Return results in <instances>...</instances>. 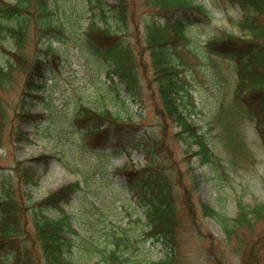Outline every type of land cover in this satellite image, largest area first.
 <instances>
[{"label":"trees","instance_id":"trees-1","mask_svg":"<svg viewBox=\"0 0 264 264\" xmlns=\"http://www.w3.org/2000/svg\"><path fill=\"white\" fill-rule=\"evenodd\" d=\"M231 1L241 11L236 21L240 32L221 29L200 40L189 30L197 23L194 20L204 23L205 17L208 21L210 10L198 0H0V52L5 57V63L0 64V89L10 85L17 69L25 72L14 114H9L11 104L0 96V140L11 120L10 136L27 139L19 125L23 120L40 121V114L31 110L48 89L49 65L54 59L63 60L73 42L85 47L93 59L106 61L111 84L118 77L121 89L129 95L135 96L140 74L149 67L156 112L165 125L172 122L177 126L176 137L187 138L189 161L190 156H197L210 167L213 174L209 178L219 181L227 175L228 163L236 159L230 153L254 156L239 131L244 120L254 124L264 150V0ZM137 4L143 11H138ZM133 40L142 45V55L148 52V61L142 57L138 63ZM55 43H61L62 48ZM58 51H62L61 57ZM218 58L229 61L232 71L222 74ZM193 60L196 68L216 69V74L230 83L228 90L220 91L210 103L194 93L197 77ZM76 119L84 125L89 144L103 145L109 153L129 155V140L138 138L133 145L152 158L150 165L137 168L124 164L113 171L107 159L90 165L56 158L77 177L38 197L37 167L46 166L55 156L42 153L16 159L11 171L0 173V247L15 253L11 259L8 254L0 256V264H178L181 198L190 217H198L200 209V215L218 222L228 239L253 231L257 218L264 217V202L250 206L241 198L235 215L217 210L198 194L200 176L193 166L189 180L178 170V184L183 189L179 198L172 182L171 148L164 138L154 139L155 133L152 137L147 128L141 131L140 123L85 103H81ZM56 121L53 119V124ZM212 127H219L218 133L222 130L220 145L208 136ZM133 132L138 136L131 137ZM127 197H135L129 202L135 213L129 212ZM122 210L128 213L129 223L120 221L124 216L116 218ZM207 234L214 245L215 235ZM259 237H244L232 251L245 253L251 263L264 264V236ZM147 241L149 247L161 244L162 255L141 257Z\"/></svg>","mask_w":264,"mask_h":264},{"label":"rangeland","instance_id":"rangeland-1","mask_svg":"<svg viewBox=\"0 0 264 264\" xmlns=\"http://www.w3.org/2000/svg\"><path fill=\"white\" fill-rule=\"evenodd\" d=\"M139 1L143 2V0ZM198 1H202L210 10V19L205 21L207 19L202 18L204 23L194 20L197 23H193L189 30L193 38L206 40L221 29H227L235 33L240 32L241 29L236 21L241 15V11L234 2L231 0ZM137 7H139V12L144 9L138 4ZM70 43L67 56L61 61L59 59L55 61L54 59V73L48 81L49 87L54 91L55 99L51 114L52 118L48 116L46 121L39 118L40 121L38 122L23 120L19 127L28 134L27 139L24 140H18L16 135L14 137L10 136L8 130L10 131L13 122L10 121L0 140V168L2 169L0 173L11 171L16 159L25 160L42 153L55 156V159L49 160L46 166L37 167L38 185L35 191L37 192L36 196L42 197L62 183L77 177L65 166L59 164L56 158H63V161L75 160L91 165L98 160L100 154L102 159H110L111 170L123 166L125 162H127L125 163L128 165L127 167L139 168L150 165L152 158L137 150V146L133 145L135 141L139 140L138 138L129 140V146H131L130 157L125 154L108 153L103 145L92 147L88 138L84 135V125L78 123L76 119L81 103H85L96 110L108 108L119 113L125 119L140 123V126H142L141 131L147 128L152 137L155 133L154 139L164 138L166 144L172 150L170 160L175 168L172 182L175 185L177 196L180 195L179 198L183 195V189L178 184V170H182L185 178L189 180V168L193 166L194 171L200 176V187L198 189L200 196L217 210L231 216L237 212L236 203L239 198L250 206L255 202H264V150L259 134L252 122L244 120L239 125V131L243 140L254 150V156H243L235 152L230 153L236 159H234V162L228 163L227 175L220 176L219 181H215L213 178H209L213 174L210 167L207 164L200 163L197 156H190L189 161L186 154L187 138L175 136L177 126L172 122L165 125L163 116L156 112V95L149 85V78H152L153 72L149 67L145 74L143 71L140 74L139 90L135 93V96L129 95L121 89V80L118 77L115 79L116 83L111 84L109 71L105 67L106 61H98L97 57L93 59L87 53L85 47L73 42ZM133 43L136 48V56L139 57L138 63L143 58L148 61L150 59L148 52H144L142 55V45L135 40H133ZM57 47L61 48V45L58 44ZM59 56L61 57L60 52ZM218 59L222 60L218 63L216 59V64L223 70L222 74L232 71L229 61L222 58ZM3 63H5V57L0 52V64ZM192 65V70L196 72L197 77L194 82L196 88L194 93H199V98L202 101L210 103V100H213L220 91L222 94L230 87V83L226 81L224 75V77H221L216 74V69L214 71L202 66L196 68V60H193ZM24 77V70L17 69L10 85L0 89V96L11 104L10 115L14 114L18 99L22 95ZM125 97L123 103L122 99ZM47 104V102L45 104L37 103L34 112L47 110ZM205 109L203 107L201 114L205 112ZM53 119L57 120L55 122L57 127L47 132L42 131V128L55 125ZM218 128L212 127L209 129L208 136L213 143L220 145L219 142L224 138H222V130L218 133ZM130 136L136 137L138 135L133 132ZM112 138V142L115 143L116 139L114 136ZM2 180L3 174H0V182ZM11 181L13 182V179ZM133 198L135 197L126 198L127 207L131 213L136 211V208L129 204ZM182 199L178 203L179 218L177 220L176 242L178 264H255L251 263L245 253H236L232 249L239 241L245 240L244 237L247 240H253L258 235L260 237L264 236V217L257 218L258 223L253 231L246 230L240 232V236L228 239L221 233L218 222L214 218L200 215V209H198V217L195 219L190 217L187 213V205L183 203ZM139 213H141V210ZM118 214L116 218L124 216V219L120 221L130 222L128 213L122 210ZM195 221H198V223L195 224ZM131 224L134 225V223ZM197 225L201 226L200 231ZM208 232L215 235L216 242L214 245H211L212 238L207 234ZM262 240L263 238L260 239V241ZM145 248L141 257L157 258L164 252L161 244L149 247V241L146 242ZM256 249L259 252L262 251L260 246L258 248L257 245ZM11 250L0 247V256L8 254L11 259L15 255Z\"/></svg>","mask_w":264,"mask_h":264}]
</instances>
